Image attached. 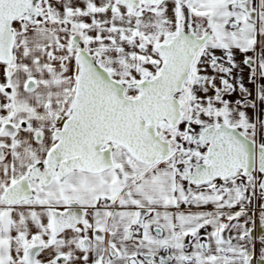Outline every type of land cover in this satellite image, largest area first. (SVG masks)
Wrapping results in <instances>:
<instances>
[{"label": "snow or ice", "instance_id": "6c2138e0", "mask_svg": "<svg viewBox=\"0 0 264 264\" xmlns=\"http://www.w3.org/2000/svg\"><path fill=\"white\" fill-rule=\"evenodd\" d=\"M0 264H264V0H0Z\"/></svg>", "mask_w": 264, "mask_h": 264}]
</instances>
